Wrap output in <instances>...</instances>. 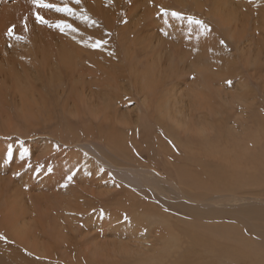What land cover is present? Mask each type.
<instances>
[{"label":"rangeland","instance_id":"1","mask_svg":"<svg viewBox=\"0 0 264 264\" xmlns=\"http://www.w3.org/2000/svg\"><path fill=\"white\" fill-rule=\"evenodd\" d=\"M134 1L81 0L77 5L75 0H67L78 14L86 12L96 22L89 25L74 16L37 8L32 0H0V195L14 201L10 206L27 211L32 253L58 256V263L111 259L102 250L129 242L142 258L128 264H149V259L156 256L164 258L158 264H178L184 257L189 262V251L198 264L204 261L202 254L208 252L200 247V241L212 235L211 228L216 230L212 241L227 245L225 253L213 249L220 253L216 254L221 264H230L236 255L244 262L240 264H250L253 255L263 258L264 234L256 231H264V221L252 220L255 216L250 221L239 210L255 205L252 210L263 207L264 211V43H260L264 42V0ZM46 2L63 6L64 0ZM161 7L169 13L180 12L185 19L163 16ZM147 9L158 11L154 22L147 20L152 14ZM37 12L48 23L37 21ZM188 16L202 20L209 30L189 24ZM122 17H127L122 21L126 23L119 22ZM141 18L149 25L156 21L158 36L152 29L147 37L144 34L142 40L146 41L142 44L154 34L156 43L154 36L152 44L149 42L152 46L155 43L149 47L153 51L133 57V46L124 39L127 35L132 38L128 30H133ZM61 21L77 31H61L55 26ZM111 23L122 32L118 39ZM87 25L108 31V37L101 40L110 41L109 50L88 48L92 42L89 36L84 38ZM10 28L12 36L8 35ZM199 34L203 36L201 42ZM157 37L170 49L163 42L159 45L163 48V43L165 48L157 49ZM127 42L132 56L128 53L131 49L124 47ZM61 50L62 59L58 55ZM87 54L112 60L107 64L111 72L108 79H104L105 71L100 66V71L87 67L91 74L84 70L85 63L83 69V62H75H79V55L85 58ZM113 62L119 66L123 63L121 69L126 74L117 75L121 69ZM33 63L40 65L41 79L35 71L39 66L29 73ZM68 64L75 71L73 66L69 70ZM46 68L57 74L51 70L46 76ZM201 73L209 83L203 82ZM199 86L204 87L201 90ZM63 89L68 97L61 95ZM212 133L218 135L217 139H208ZM200 137H207L204 145ZM138 167L161 172L165 179L159 186L164 193L119 178L131 171L127 168ZM187 207L200 212L201 219L192 210L188 216ZM214 211L223 212L222 218ZM123 229L134 230V237L120 236ZM133 238L140 241H131ZM153 246L154 252L142 255ZM242 246L243 252L238 249L235 254L233 249ZM210 258L203 264H214ZM185 259L181 264L188 263Z\"/></svg>","mask_w":264,"mask_h":264},{"label":"bare ground","instance_id":"2","mask_svg":"<svg viewBox=\"0 0 264 264\" xmlns=\"http://www.w3.org/2000/svg\"><path fill=\"white\" fill-rule=\"evenodd\" d=\"M128 1V0H127ZM133 1V0H132ZM138 1V0H137ZM137 1H134L135 3L137 2ZM124 4V3H123ZM95 5V4H94ZM93 5V6H94ZM95 6H97V5H95ZM94 6V7H95ZM128 7V6H127ZM96 8V7H95ZM97 10H98V8H96ZM96 9H95V11H94V8H93V12H96ZM122 9V8H121ZM148 10V12L150 11L152 14H151V16H150V18H148L147 17V20H149V21H151V22H154V21H152L153 19L155 20V17H157V15L155 16V13L157 12L158 13V11L157 10H155V11H151V10H149V9H147ZM118 11V10H117ZM125 11V10H124ZM130 11V10H129ZM119 12V11H118ZM124 13V12H123ZM133 13V12H132ZM116 14V13H115ZM18 15H20V14H18ZM117 15V14H116ZM129 16V15H128ZM147 16V15H146ZM118 17H120L119 16V14H118ZM130 17V16H129ZM145 16H143V18H144ZM163 17V16H162ZM93 19V18H92ZM106 19V18H105ZM120 19V18H119ZM122 20H120L119 22L121 23L122 21H124V19L125 20H127V17H122L121 18ZM131 19V18H130ZM157 19V18H156ZM100 20V19H99ZM163 20V19H162ZM172 20V19H171ZM159 21H160V19H159ZM174 21V20H173ZM172 21V22H173ZM111 22V21H110ZM158 22V21H157ZM108 23H109V21H108ZM122 23H126V22H122ZM121 23V24H122ZM161 23V22H160ZM159 23V24H160ZM112 24V23H111ZM110 24V26L113 28V31L112 30H110V29H108V30H110V31H112V33L114 32V29H115V33L118 35V37H115V38H119V37H121V31H120V29L118 30V29H116L115 28V25L113 26V24L111 25ZM157 23H156V21H155V23H151L150 25L149 24H147L146 23V19H140L139 21L137 20V24L135 25V27H134V29L133 30H131L132 31V33H131V31H129L128 30V32H130V34L132 35V38H131V40H130V38H129V36L127 35V34H125L124 33V36H126V39H124L125 37L124 36H122L123 38H122V40L124 39V41L125 40H127V41H130L131 42V44H129L131 47L133 46V49H134V56L133 57H139L140 55H142V54H148V52L149 51H153L152 49H150L149 50V47L150 46H152V45H150L149 44V42L151 41V40H153V36H154V34H152V33H155V36H158L157 35V31L158 30H154V29H157V25H156ZM104 26H105V24H103ZM118 26H119V24H118ZM131 26H132V24H131ZM155 26V27H154ZM162 26V25H161ZM100 28V27H99ZM99 28H97V27H91V26H85V33H84V38H87L88 39V36L90 37V41L92 42V43H94V42H96V41H100L101 39H105V38H107L108 36V31H107V33L105 32L106 31V29H105V31H103V29H99ZM111 28V29H112ZM127 28V27H126ZM165 28V27H164ZM170 28V27H169ZM125 29V28H124ZM150 29H152L151 31H152V35H148L149 36V39L151 38V40L150 41H148V39H147V43L146 44H142V42H144L145 43V41H144V39L142 40V38H145V36L149 33L150 34ZM160 29V28H159ZM94 30V31H93ZM175 31V30H174ZM124 32H127V31H124ZM110 33V32H109ZM120 33V34H119ZM171 33H173V32H171ZM129 34V33H128ZM145 34V36L143 37V35ZM174 35H175V33H173ZM110 35V34H109ZM130 35V36H131ZM166 36H167V34H165ZM168 35H171V34H168ZM251 35H253V34H251ZM73 36V35H72ZM74 36H75V33H74ZM111 36V35H110ZM155 36H154V40H155ZM165 36V37H166ZM147 37V36H146ZM198 37V36H197ZM199 37H201L200 36V34H199ZM199 37H198V39H199ZM203 37V36H202ZM201 37V38H202ZM110 38V37H109ZM128 38H129V40H128ZM254 38V37H253ZM253 38H250V40H253ZM112 39V38H111ZM110 39V40H111ZM117 39H116V41H117ZM156 39H158V37L156 38ZM198 39H197V41H198ZM254 39H256V37L254 38ZM122 40H118L117 42H119V41H121L122 42ZM160 40H161V38H160ZM257 40H259V38L257 37ZM102 41V40H101ZM112 41H114L113 39H112ZM158 41V44H156V45H159L161 42H163L164 43V39H163V41L161 40V42L159 41V39L157 40ZM199 41L201 42V41H203V38H202V40H200L199 39ZM199 41L197 42V43H199ZM260 41V40H259ZM120 42V43H121ZM126 42V41H125ZM160 42V43H159ZM193 42V41H192ZM251 42V41H250ZM86 43H87V41H86ZM108 43H110V41L109 42H106V43H104L103 45H102V47L104 48V49H106V50H109V47H110V45L108 44ZM114 43V42H113ZM113 43H111V44H113ZM123 43V42H122ZM128 43L129 42H127L126 43V46H125V43H124V47H127L128 46ZM151 44H152V42H150ZM155 43H156V40H155ZM155 43H153V46L152 47H154V45H155ZM162 43V46H163V48H165V46H166V44L168 45V43H164L165 44V46H164V44ZM260 43H264V42H260ZM90 45V44H89ZM118 45H120L119 47H121V44H119L118 43ZM198 45H200L201 46V43H199ZM264 45V44H263ZM85 46L87 47V44H85ZM130 46H128L129 48H130ZM161 45H159L158 46V48L157 49H159V47H160ZM171 46V45H170ZM169 46V47H170ZM199 46V47H200ZM253 46H254V42H253ZM113 47V46H112ZM111 47V48H112ZM117 47V46H116ZM119 47H117L116 49L118 50L119 49ZM157 47V46H156ZM155 47V48H156ZM252 47V46H251ZM88 48H92V47H88ZM102 48V49H103ZM111 48H110V50H111ZM115 48V46L112 48V49H114ZM129 48L127 49V52L129 51ZM148 48V49H147ZM162 47H160V49H163ZM166 48L167 49H170V48H168L167 46H166ZM64 49V48H63ZM62 49V50H63ZM131 49V48H130ZM159 49V50H160ZM201 49V48H200ZM61 50V51H62ZM132 49L130 50V52H128V53H130V55L132 54ZM160 51H162V50H160ZM202 51H203V49H202ZM39 52V54H40V51H38ZM118 52V51H117ZM121 52V50L118 52V53H120ZM157 52V51H156ZM200 52V51H199ZM198 52V55H200L201 56V52L199 53ZM204 52H205V50H204ZM61 53H64L63 51L62 52H59V54L58 55H61V59L63 58V55L64 54H61ZM128 53H127V57H128V59H130L131 57L128 55ZM154 53V52H153ZM158 53V52H157ZM172 52H170L168 55H170ZM159 54V53H158ZM118 55H120V54H118ZM117 55V56H118ZM121 55H122V53H121ZM167 55V56H168ZM206 55H207V53H206ZM35 56V55H34ZM39 56V55H38ZM40 56L42 57V56H44V55H41L40 54ZM114 57V56H112V57H114V59H116L117 60V58L118 57ZM132 56V55H131ZM150 56V55H149ZM78 57V56H77ZM152 57H153V55H152ZM151 57V58H152ZM155 58H156V56H154ZM170 57V56H169ZM203 57V56H202ZM205 57V56H204ZM39 58V57H38ZM43 58V57H42ZM145 58V57H144ZM147 58V57H146ZM172 58V57H171ZM79 62H77V61H75L76 63H80V62H83V64L81 65L82 67H83V65H84V63H85V65L84 66H86L85 68L87 69H84V67H83V69L85 70V71H87L88 73H91L92 74V71H90L89 69L90 68H87V67H98V66H100L101 67V71H102V69L105 71V73L103 74L105 77H104V79H108V77L111 75V72H108V68H107V66L109 67L110 65H107V64H109L112 60H110V59H107V58H105V59H99L98 57H96V55L95 54H87L86 55V57L85 58H83L81 55H79ZM77 59V60H78ZM150 59V57L149 58H147V60H149ZM157 59V58H156ZM206 59H207V56H206ZM60 61V60H59ZM119 61V60H118ZM129 61V60H128ZM127 61V62H128ZM140 61V60H139ZM61 62H63V61H61ZM122 62H123V60H122ZM147 62H149V61H147ZM60 63V62H59ZM114 63V67L116 66V67H118L119 69H121V67H123V63H122V66H119L118 64H116L115 62H113ZM33 64H35V63H33ZM32 64V68H31V71L29 72V73H32L33 74V72L32 71H34V70H32L33 69V67L35 66H39L40 67V65H33ZM48 64V63H47ZM50 64V63H49ZM64 64H65V62H64ZM63 64V65H64ZM111 64V63H110ZM13 65V64H12ZM16 65V64H15ZM52 65H53V63H52ZM52 65H47V66H49V67H53ZM59 65V64H58ZM61 65L62 64H60L59 66L61 67ZM102 65V66H101ZM46 66V67H47ZM67 66V64H65V66L64 67H66ZM69 66H70V68H69ZM73 66V65H72ZM71 66V64L69 65L68 64V68H69V70L71 69V68H73ZM79 66V65H78ZM81 66H80V70H83L82 68H81ZM112 66V65H111ZM14 67V66H13ZM34 67V68H35ZM77 67V66H76ZM92 67H91V69H92ZM16 68V67H15ZM58 68V67H57ZM57 68H54L53 67V69H57ZM111 68V67H110ZM38 69V68H37ZM47 69V68H46ZM51 69V68H50ZM66 69V68H65ZM78 69V68H77ZM76 69V70H77ZM115 69V68H114ZM135 69V68H134ZM137 69V68H136ZM15 70V69H14ZM24 70H25V68H24ZM27 70V69H26ZM30 70V69H29ZM41 70V67L39 68V70H35L37 73V77L39 76V73L41 72L40 71ZM48 70V69H47ZM52 70V69H51ZM51 70H48L46 73H45V75L49 72V71H51ZM79 70V69H78ZM83 70V71H84ZM95 70V69H94ZM98 70L100 71V68L98 67ZM118 70V69H117ZM53 71V70H52ZM51 71V72H52ZM55 71V70H54ZM53 71V73H54V75L55 74H57V72H54ZM57 71V70H56ZM65 71H67L68 72V70H65ZM73 71H75V67L73 68ZM82 71V72H83ZM97 71V70H96ZM99 71H97V72H99ZM110 71V70H109ZM122 71V72H121ZM28 72H26L27 73V75H28ZM78 72V71H77ZM80 72V71H79ZM4 73V72H3ZM52 73V74H53ZM87 73V74H88ZM95 73V72H94ZM118 73H125L124 72V70L123 69H121V70H118V72H117V75H118ZM0 74H2V73H0ZM6 73H4V75H5ZM31 74V75H32ZM44 74V73H43ZM48 74H50V72L48 73ZM76 73H74V75H75ZM96 74H98V73H96ZM100 74V73H99ZM98 74V75H99ZM120 74V75H121ZM126 74V73H125ZM203 73H201V75H202ZM3 75V74H2ZM7 76H8V74H6ZM5 75V76H6ZM30 75V74H29ZM30 75V76H31ZM41 75H42V73H41ZM53 75V76H54ZM102 75V74H101ZM123 75V74H122ZM20 76H22V75H20ZM29 76V77H30ZM47 76V75H46ZM45 76V77H46ZM50 77H52L53 78V76L52 75H49ZM71 76V75H70ZM75 76H77V75H75ZM74 76V77H75ZM81 76H82V74H81ZM112 76L113 77H115L114 76V74L112 73ZM204 76H205V74H204ZM203 75H202V77L204 78L203 79V82H204V80L206 81V79H205V77H204ZM41 76H39L38 78H40ZM131 77H133V76H131ZM198 77V76H197ZM200 77V76H199ZM198 77V78H199ZM218 77V76H217ZM38 78H36V79H38ZM47 78V77H46ZM49 78V77H48ZM48 78H47V80H48ZM60 78L62 79V80H60ZM215 79H216V76L214 77ZM214 78H213V80H214ZM28 79H30V78H28ZM41 79V78H40ZM40 79H38L39 80V82L41 81ZM45 81H46V79L45 78H43ZM57 79H59L60 81H62V83H63V77H58ZM81 79H82V77H81ZM118 80H120L119 78H117ZM121 79H122V77H121ZM124 79H125V77H124ZM202 79V78H201ZM26 80V79H25ZM50 80H52L51 78L48 80V81H50ZM65 80V79H64ZM116 80V79H115ZM198 80V79H197ZM197 80H195L196 82H197ZM218 80V79H217ZM24 81V80H23ZM66 81V80H65ZM70 81V80H69ZM31 82H32V80H31ZM83 82V81H82ZM202 82V81H201ZM207 83H209L208 81H206ZM26 83V82H25ZM28 83V82H27ZM33 83V82H32ZM47 83V82H46ZM65 83V82H64ZM213 83H215V82H213ZM29 84V83H28ZM27 84V85H28ZM69 84V83H68ZM67 84V82H66V86H70V85H68ZM71 84V83H70ZM72 84H74V82H72ZM205 84V83H204ZM203 84V85H204ZM216 84V83H215ZM31 85V84H30ZM44 85H45V83H44ZM62 85H64V84H62ZM196 85V84H195ZM37 86V85H36ZM72 86V85H71ZM83 86H84V82H83ZM208 86V84H206V87ZM31 87H32V85H31ZM199 87H202V86H199ZM204 87V86H203ZM203 87L202 88H200L201 90L203 89ZM35 88V87H34ZM66 88H68V87H66ZM110 88H112V87H110ZM218 88V87H217ZM24 89H26V87L24 86ZM28 89V88H27ZM85 89V88H84ZM21 90H23V89H21ZM37 90V89H36ZM66 90H68V89H66ZM86 90V89H85ZM198 90H199V88H198ZM201 90L199 91V92H201ZM221 90V89H220ZM26 91V90H25ZM25 91H24V93H25ZM33 91V90H32ZM39 91V90H38ZM75 91V90H74ZM197 91V90H196ZM58 92V91H57ZM80 92V91H79ZM194 94H198L197 92H194V91H192ZM67 93H66V91L63 89L62 90V92H61V95L62 96H64V95H66ZM86 95V94H85ZM144 95V94H143ZM23 96H25V95H23ZM34 96V95H33ZM75 96V95H74ZM35 97V96H34ZM33 97V98H34ZM67 97H68V94H67ZM76 97V96H75ZM88 97V96H87ZM43 98V97H42ZM24 99V98H23ZM92 99V98H91ZM94 99V98H93ZM125 99V98H124ZM26 100V99H25ZM25 100H24V102H25ZM29 100V99H28ZM27 100V101H28ZM31 100V99H30ZM123 101V100H122ZM69 102V101H68ZM67 102V103H68ZM65 103V102H64ZM66 103V104H67ZM27 104V103H26ZM31 104H32V102H31ZM82 104V103H81ZM115 104V103H114ZM67 107V106H66ZM114 107H116V106H114ZM118 108V107H117ZM116 109V108H115ZM84 110V109H83ZM111 110V109H110ZM113 110V109H112ZM79 112H81V111H79ZM85 112V111H84ZM113 112V111H112ZM33 117H35V116H33ZM37 117V116H36ZM89 117V116H88ZM113 119V118H112ZM113 122V121H112ZM7 125V124H6ZM99 125V124H98ZM106 125V124H105ZM113 125V124H112ZM8 126V125H7ZM11 126V125H10ZM5 127V126H4ZM114 127V126H113ZM112 127V128H113ZM7 128V127H6ZM8 128H10V127H8ZM244 133V132H243ZM169 134L172 136V137H174L175 138V134H173V133H171V132H169ZM242 135V134H241ZM213 136H215L216 138L215 139H217V137H218V135H215L214 133H212L210 136H208V139L209 138H213ZM232 136V135H231ZM222 137V136H221ZM224 137V136H223ZM243 137H245V135L243 136ZM207 137H203V138H201L200 137V144H205V139H206ZM219 139H221L220 138V136H219ZM227 139V138H226ZM212 140V139H211ZM212 142V141H211ZM117 145V144H116ZM249 145V144H248ZM246 146V145H245ZM205 147V146H204ZM222 147V146H221ZM214 148V147H213ZM206 149V148H205ZM204 149V150H205ZM116 150V149H115ZM220 153V152H219ZM194 154V153H193ZM192 154V155H193ZM221 154V153H220ZM208 155V154H207ZM206 155V156H207ZM193 156H195V155H193ZM198 156H200V157H204V158H208V157H206V156H204V155H198ZM88 157V156H87ZM90 158V157H89ZM207 160V159H206ZM198 161V160H197ZM105 162H108V161H105ZM76 163V162H75ZM105 164V163H104ZM107 164V163H106ZM109 164H111L110 162H108V164L107 165H109ZM111 166V165H110ZM113 167V166H112ZM114 169V168H113ZM201 169H203V168H201ZM66 170V169H65ZM68 170V169H67ZM127 170H131L130 172L128 171V173L127 174H123V176H121V174H120V176H119V178H121L122 177V179L124 178L125 179V181L127 182H129V183H133V185H137V186H145V187H147V188H150V189H152V190H155V191H158V192H160V193H164L163 192V189H160V183L165 179V177L164 176H162V175H159L158 173H157V171H155V170H153V169H149V168H144V167H141V168H127ZM59 171H61V170H59ZM69 171V170H68ZM63 172V171H62ZM122 172V171H121ZM125 172V171H124ZM120 173V172H119ZM116 174V173H115ZM117 176H118V173H117ZM128 183V184H129ZM143 186V187H144ZM162 191V192H161ZM8 195V194H7ZM1 200H3L5 203H9L10 201H11V199H10V197H6V198H4V196H1L0 195V201ZM14 201H11V203L12 204H14L13 203ZM255 203V202H254ZM12 204H11V206H10V203H9V205L7 204V206L6 205H3V204H1V202H0V237H4V238H2V239H0V264H71V263H69V262H59L58 263V261H57V259H55V258H58V256H50V257H47V256H41V255H35V254H33L32 253V251L30 250V248H31V245H30V240H31V236L33 235L31 232H30V230L27 228V225L28 224H31L30 223V217L27 215V211L26 210H24V209H18V208H16V207H14V206H12ZM186 205H188V204H186ZM205 205V204H204ZM257 205H258V203H257ZM256 205V207H258ZM194 206V205H193ZM225 206V205H224ZM226 206H228V205H226ZM225 206V207H226ZM251 206V205H250ZM255 206V205H254ZM253 206V207H254ZM260 206H262V205H260ZM183 207V206H182ZM233 207V206H232ZM249 206H247V207H245L246 208V210H244V208L243 209H241V210H239L241 213L243 212V216L245 215V217H246V219H247V217H249V220L252 218V217H254V218H252V220H262V221H264V211H263V207L262 208H257V209H253L252 210V208L253 207H251V209H249V210H247V208H248ZM197 208V207H196ZM207 208V207H206ZM211 208V207H210ZM218 208V207H217ZM231 208V207H230ZM250 208V207H249ZM199 209V208H198ZM228 209V208H227ZM226 209V210H227ZM181 210V209H180ZM185 210V209H184ZM186 210L187 211H185V213L187 214V213H189L190 215L192 214V212L190 211V210H192L193 212H194V210H193V208H191L190 210L188 209V207L186 208ZM200 210V209H199ZM208 210V209H207ZM221 210V209H220ZM223 210H224V208H223ZM225 210V211H226ZM230 210V209H229ZM238 210V209H237ZM210 211H212L213 212V210H210ZM209 211V212H210ZM37 212V211H36ZM181 213L183 212V211H180ZM198 212V211H197ZM196 211L194 212L200 219H201V217H202V214H199L200 212H198L197 213ZM212 212H210L209 213V215L210 216H212V215H214ZM214 212H218L219 213V211H214ZM206 213H207V211H206ZM204 214V216L205 215H207L208 216V213L207 214ZM212 213V214H211ZM221 213H223V212H221ZM221 213H219V215L221 216ZM224 213H226V212H224ZM233 213V212H232ZM135 214V213H134ZM199 214V215H198ZM227 214V213H226ZM188 215V214H187ZM190 215H188V216H190ZM42 216V215H41ZM217 216V215H216ZM198 217H196V218H198ZM206 217V216H205ZM214 217H215V215H214ZM251 217V218H250ZM45 218V217H44ZM204 218V217H203ZM221 218H222V216H221ZM241 218H242V216H241ZM205 219V218H204ZM231 219V218H230ZM244 219V218H243ZM246 219H244L245 221H246ZM238 221V220H237ZM251 221V220H250ZM243 222V221H242ZM258 222V221H257ZM181 223V222H180ZM217 223V222H216ZM244 223V222H243ZM41 224V223H40ZM184 224V223H183ZM208 224V223H207ZM258 224V223H257ZM257 224H255V225H253V226H255L254 228H256L257 227V229H259L258 228V226H257ZM186 225V224H185ZM247 225V224H246ZM250 225V224H249ZM252 226V225H251ZM261 227V226H260ZM133 228V227H132ZM250 228V227H249ZM252 228V227H251ZM251 228H250V230H251ZM254 228H252L253 230H255ZM134 229V228H133ZM243 229V228H242ZM264 229V228H263ZM124 230V229H123ZM122 230V232L121 231H119V234H120V236H122V237H129V238H132V237H134V234H135V231L134 230H138V229H134V230H132V231H127V230H124L123 231ZM231 230V229H230ZM244 230V229H243ZM249 230V229H248ZM252 230V231H253ZM246 231V230H245ZM211 233H212V235L211 236H209V237H207V238H205V239H201V241H200V243H201V245H200V247L201 246H203V247H206L207 248V250H208V252H207V254H202V257H200V258H202V260H204L205 261V259H208L209 258V255H210V261L212 262V263H214V264H221L222 262H221V260L219 259V258H217V254L216 253H218V254H220L219 252H217L216 251V253H214V251H213V249H215V250H219L221 253L223 252V253H225V246H227V245H225V246H223L222 244L221 245H218V244H216V243H214L213 241H212V239H214V236H215V232H216V230L214 229V228H211V231H210ZM218 233H219V229H218V231H217ZM221 232V231H220ZM235 232V231H234ZM259 232H261V233H259ZM258 232V230L256 231V233H258V234H264V231H259ZM223 233V232H222ZM228 233V232H227ZM252 233H254V232H252ZM251 233V234H252ZM220 234V233H219ZM253 235V234H252ZM227 236V235H226ZM254 237H255V235H254ZM260 237V236H259ZM263 238H264V235L262 236ZM257 239V238H256ZM258 240H260V239H258ZM257 240V241H258ZM264 240V239H263ZM129 241V240H128ZM131 241H137V243L140 241L139 239H136V238H133ZM240 241V240H239ZM256 241V242H257ZM259 242H261V241H259ZM240 243V242H239ZM83 244V245H82ZM256 244H258V243H256ZM260 244V243H259ZM262 244H264L263 242H262ZM84 245H85V243L84 242H82L81 243V247L82 248H84ZM244 245V244H243ZM78 246L79 245H77V248H78ZM123 246V247H122ZM122 246H119V248H113L112 250L109 248V249H107V250H102L103 252H105L106 254H108L109 256H112V258L111 259H106V260H103V259H101V260H99V261H97V260H95V259H89V262H88V260H86V262H88V264H128V263H130V262H132V261H136V260H139L140 258H142V256H140L139 257V255L141 254L138 250H132V248H130V246H131V244L128 242V244H124V245H122ZM245 246V245H244ZM244 246H242V247H236V248H234L233 249V251H234V253L235 254H237V253H239V252H243V251H240V249L241 248H244ZM92 247H97V244L96 245H93ZM231 247V246H230ZM190 248V247H189ZM202 248V247H201ZM185 249H187V248H185ZM191 249V248H190ZM203 250H205V252H206V249L205 248H202ZM201 249V250H202ZM209 249H210V251H209ZM238 249H239V252H238ZM151 250H152V252H154V250H155V247L153 246L151 249H148V250H146L145 252H143L142 253V255H144V256H147V255H149V253H151ZM194 250V249H193ZM192 250V251H193ZM231 249H229V251H230ZM249 250H250V248H249ZM194 251H196V250H194ZM213 251V252H212ZM226 251H228V250H226ZM228 251V252H229ZM263 251V250H262ZM87 252V251H86ZM199 252V251H198ZM201 252H203V251H201ZM80 253V252H79ZM83 253H85V252H83ZM188 253V252H187ZM186 252H185V254H187ZM192 253V252H191ZM197 253V252H196ZM227 253V252H226ZM256 253V252H255ZM259 253V252H258ZM102 254V253H101ZM182 254H184V253H182ZM189 254H190V251H189V253H188V256H186V258H189L190 257V259H191V261H189V262H192V264H196V260H194V257H195V255H192V256H194L193 258H191V256H189ZM231 254V253H230ZM241 254V253H240ZM191 255V254H190ZM228 255V254H227ZM227 255H225V256H227ZM243 255V254H242ZM241 255V256H242ZM262 255V254H261ZM260 255V253H259V256H261ZM87 256H88V254H87ZM221 256H223V255H221ZM237 256V258L235 259V257L233 258V256H232V260H231V262L233 263H237V264H240V262H242L241 260H240V258L238 257V255H236ZM249 256V255H248ZM78 257H80V256H78ZM92 257V256H91ZM228 257H231V256H227V258ZM246 257V256H245ZM245 257H243V258H245ZM88 258H90V257H88ZM197 258V257H196ZM199 258V259H200ZM63 259V258H62ZM68 259V258H67ZM164 258H160V257H158V256H156V257H152V258H150L149 259V264H158V260H163ZM184 259H185V257H184ZM183 259V260H184ZM222 259V258H221ZM249 258H247L246 260H248ZM61 260V259H60ZM73 260V259H72ZM85 260V259H84ZM183 260H181L182 262H183ZM186 260V259H185ZM198 260V259H197ZM201 260V259H200ZM200 260H199V262H200ZM209 260V259H208ZM225 260H227V259H225ZM224 260V261H225ZM65 261V260H64ZM187 261V260H186ZM186 261H184L185 263H186ZM204 261H202L201 263L203 264V262ZM181 262V263H182ZM188 262V261H187ZM187 263V264H191V263ZM226 262H228V261H226ZM231 262H229L230 264H231ZM246 262V261H245ZM180 262H178V264H181ZM201 263H198V264H201ZM208 263V262H207ZM233 263V264H234ZM242 263H244V262H242ZM248 263V262H247ZM206 264V263H205ZM224 264V263H223ZM225 264H228V263H225ZM250 264H264V257L262 258H260V257H257V255L255 256V255H253V257H252V260H251V263Z\"/></svg>","mask_w":264,"mask_h":264},{"label":"snow or ice","instance_id":"3","mask_svg":"<svg viewBox=\"0 0 264 264\" xmlns=\"http://www.w3.org/2000/svg\"><path fill=\"white\" fill-rule=\"evenodd\" d=\"M80 2H81V0H75V3L77 5H79ZM32 3L37 8L55 10L56 12H61V13H64L68 16L77 17V18L81 19L83 22L88 23L89 25L96 23L94 20L90 19V17L87 15L86 12L78 14L74 8L69 7L67 5V0H64L63 6H60V5H57L54 3H48V2H46V0H32ZM160 12L165 17L171 15V17H174V18L179 19V20L185 19L183 14H181L180 12L172 11L171 13H169L168 10L164 9L163 7L160 8ZM36 19H37V21H39L41 23H48V21L45 20L44 17L41 16L38 12L36 13ZM186 19H187L189 24H197L205 32H207L209 30L208 25H206L202 20L196 19V18L191 17V16L186 17ZM165 23H167V20H165ZM55 26L57 28H59L61 31H64L65 29H68L72 32L77 31V29L74 28L71 24L66 23L64 21L57 23ZM165 34H167V33H165ZM8 35L9 36L13 35V29L12 28H10L8 30ZM16 39H21V37H16ZM104 43H106V41H96V42H94L88 46L92 47V48H101ZM221 43H223V41H221ZM228 83L230 84L231 81H229ZM11 151H12L11 147H9V150H8L9 156H11ZM71 180H72V176H69L68 181H71ZM64 186L67 187V183ZM2 238H4V237H0V239H2Z\"/></svg>","mask_w":264,"mask_h":264}]
</instances>
